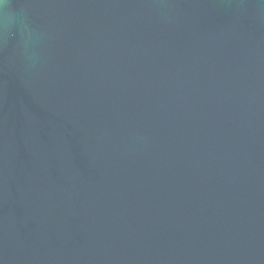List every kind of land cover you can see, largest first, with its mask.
I'll return each instance as SVG.
<instances>
[{"label":"water","instance_id":"1","mask_svg":"<svg viewBox=\"0 0 264 264\" xmlns=\"http://www.w3.org/2000/svg\"><path fill=\"white\" fill-rule=\"evenodd\" d=\"M0 264H264V0H10Z\"/></svg>","mask_w":264,"mask_h":264},{"label":"clouds","instance_id":"2","mask_svg":"<svg viewBox=\"0 0 264 264\" xmlns=\"http://www.w3.org/2000/svg\"><path fill=\"white\" fill-rule=\"evenodd\" d=\"M10 0H0V32L8 31L14 23Z\"/></svg>","mask_w":264,"mask_h":264}]
</instances>
